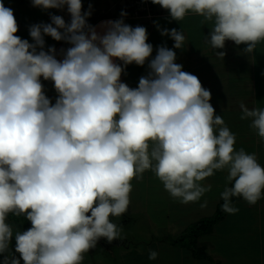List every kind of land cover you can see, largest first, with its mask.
I'll return each instance as SVG.
<instances>
[{
	"label": "clouds",
	"instance_id": "obj_1",
	"mask_svg": "<svg viewBox=\"0 0 264 264\" xmlns=\"http://www.w3.org/2000/svg\"><path fill=\"white\" fill-rule=\"evenodd\" d=\"M175 21L189 12L211 22L206 41H226L253 53L264 41V0H151ZM33 7L67 9L70 22L29 26L32 42L16 33L11 8L0 2V255L2 264H82L100 238L123 240L110 217L128 211L131 181L151 170L181 203L198 201L211 186L201 182L227 171L222 210L234 214L232 197L255 205L264 197V167L257 156L238 151L235 134L215 114L211 92L176 63L183 31L158 30L173 48L161 45L153 57L147 29L121 19L88 23L82 0H32ZM45 36L70 45L46 47ZM59 55V59L57 58ZM224 58L226 52L216 51ZM144 66L138 86L122 82L128 65ZM53 82L55 103L41 81ZM241 119L264 141V109L247 108ZM151 142V147H150ZM205 204L201 207H205ZM90 212V215L88 213ZM31 223L16 231L9 214ZM15 237V252L10 244ZM156 251L149 252L155 260Z\"/></svg>",
	"mask_w": 264,
	"mask_h": 264
},
{
	"label": "crops",
	"instance_id": "obj_2",
	"mask_svg": "<svg viewBox=\"0 0 264 264\" xmlns=\"http://www.w3.org/2000/svg\"><path fill=\"white\" fill-rule=\"evenodd\" d=\"M26 3L27 0L22 1L19 7L23 14L26 11L23 5L26 6ZM82 4L83 11H89V5H91L88 23L93 26H99L104 21L121 19V13L124 12L126 15L123 19L126 24L133 27H145L148 33L147 42L153 45V57L159 46L166 45L168 48H173L174 44L169 36L161 35L157 25L160 29L175 28L183 31L186 38L184 47L174 49L177 56L176 63L183 65V71L197 76L202 86L210 90V103L215 109V114L220 115L225 125L235 134V149L238 151L243 148L249 154L254 153L258 163L264 167V141L257 135V130L251 127L250 119H241L242 110L240 108L243 102L250 110L264 109V41L258 42L254 52L249 56L243 53L246 45L237 46L233 41H226L224 49L215 50L206 41V35L212 27L211 22L201 23L203 17L195 13L189 12L182 21L178 22L171 19L168 10L156 4L154 6L155 15L152 18L131 15L125 8L124 0L123 5L118 4L120 8L115 7L118 10L110 15L107 14V10L100 7L97 0H82ZM97 7L101 9L97 10ZM67 14L69 17L65 21L70 22V15L68 12ZM54 42L53 46L57 49V53L60 49L70 46L63 41ZM216 51H224L226 55L222 59L216 55ZM57 58H60L59 55ZM125 71L126 74L121 76L122 82L135 88L138 86L140 77L147 75V63L144 66H137L133 63L128 65ZM226 175V170L215 171L213 176L201 182L204 186L210 185L211 188L200 199L202 203L213 204L215 213L219 201L222 200L221 193L226 186H231L226 182ZM210 191L212 193H209ZM232 205L239 211L234 214L226 213L225 219L215 226L212 233L198 238V242L205 247V249H200V254L204 257H198L189 248L181 247L185 249L187 255H190L189 262L183 259L181 264H264V197L255 205H249L240 197ZM200 216V211H192L187 217L183 216L185 219V225L182 228L184 235L188 228L197 222V219L212 217L210 215ZM249 223L252 225H244ZM242 237L244 239L254 238L258 244L257 252L253 253L250 249L245 252L244 248H235L236 240ZM218 242L223 245L220 246Z\"/></svg>",
	"mask_w": 264,
	"mask_h": 264
},
{
	"label": "rangeland",
	"instance_id": "obj_3",
	"mask_svg": "<svg viewBox=\"0 0 264 264\" xmlns=\"http://www.w3.org/2000/svg\"><path fill=\"white\" fill-rule=\"evenodd\" d=\"M22 1L26 2V0H0L5 7L13 8L18 24L16 35L22 39L29 40L30 43L32 40L28 31L29 26L39 23H51L50 16L53 13L54 15L62 16L64 20L69 17L66 8L64 10H42L41 8L33 7L32 0H27L26 6L23 5V7H26V11L23 14L19 8L22 5ZM97 2L101 8L103 7L104 10H107L108 15L120 8L118 4L123 5V0H97ZM100 7H97V10L101 9ZM115 7H118V9ZM45 41V50L55 44V42L53 43L55 40L49 36H45ZM41 81L45 88V94L52 103H55L57 93L53 82L44 81L43 78H41ZM131 184L132 191L130 192L128 211L119 218L110 217L113 222L123 228L122 235L124 239L108 242L106 238H100L96 247L84 254L82 264H181L183 259L189 262L188 258L190 255L186 254L185 249L181 248L182 246L173 242L184 236L182 228L185 225V219L183 216L187 217L192 211H200V217L205 215L213 216L215 214L214 205L206 203L205 207H201V205L205 204L202 203L201 199L188 204L181 203L179 199H174L170 196L162 182L151 170H145L141 174V178H134ZM209 193L212 192L210 191ZM181 218L182 221H180ZM200 219H197V221ZM6 222L11 225L14 233L29 229L8 217ZM244 225L251 226L252 223ZM189 239L190 237L186 241H189ZM223 242L226 244L225 241ZM219 244L220 246L223 245L221 242ZM15 246L16 241L13 236L10 250L16 258H20L19 253L15 252ZM234 247L244 248L245 252L250 249L255 253L258 250L257 241L249 237L247 239L242 237L236 240ZM150 251L158 253L155 260L149 259ZM4 255H7V253L0 255V264H2ZM21 264H24L22 259Z\"/></svg>",
	"mask_w": 264,
	"mask_h": 264
},
{
	"label": "trees",
	"instance_id": "obj_4",
	"mask_svg": "<svg viewBox=\"0 0 264 264\" xmlns=\"http://www.w3.org/2000/svg\"><path fill=\"white\" fill-rule=\"evenodd\" d=\"M129 12L132 15L133 13L132 10H129ZM239 199L240 197H232V203L237 202ZM223 203H224L223 199L219 201L214 216L209 218H204L195 222L188 228L184 236L180 237L176 241L174 240L173 242L178 243L182 247L189 248L198 257H204L203 254H200V249H205V247L204 245H201L198 242V238L204 234L212 233L214 231L215 226L225 219L227 212L222 210ZM8 218L11 219L12 221L21 223L25 227L28 228L31 227V223L26 219L25 215L23 214L17 216L15 214L10 213L8 215ZM189 237H190L189 241H186V239H188Z\"/></svg>",
	"mask_w": 264,
	"mask_h": 264
},
{
	"label": "built area",
	"instance_id": "obj_5",
	"mask_svg": "<svg viewBox=\"0 0 264 264\" xmlns=\"http://www.w3.org/2000/svg\"><path fill=\"white\" fill-rule=\"evenodd\" d=\"M126 2V10H132L135 17L152 18L154 14V6L151 0H124Z\"/></svg>",
	"mask_w": 264,
	"mask_h": 264
},
{
	"label": "flooded vegetation",
	"instance_id": "obj_6",
	"mask_svg": "<svg viewBox=\"0 0 264 264\" xmlns=\"http://www.w3.org/2000/svg\"><path fill=\"white\" fill-rule=\"evenodd\" d=\"M88 215H90V212L88 213ZM101 243H103V241H101Z\"/></svg>",
	"mask_w": 264,
	"mask_h": 264
}]
</instances>
